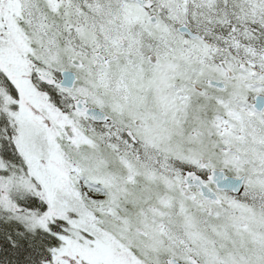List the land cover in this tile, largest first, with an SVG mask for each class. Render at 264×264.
Instances as JSON below:
<instances>
[{
	"label": "snow or ice",
	"instance_id": "snow-or-ice-1",
	"mask_svg": "<svg viewBox=\"0 0 264 264\" xmlns=\"http://www.w3.org/2000/svg\"><path fill=\"white\" fill-rule=\"evenodd\" d=\"M0 264H264V0H0Z\"/></svg>",
	"mask_w": 264,
	"mask_h": 264
}]
</instances>
